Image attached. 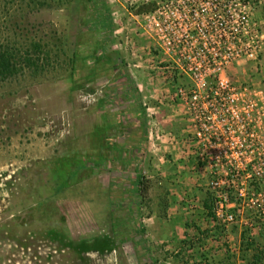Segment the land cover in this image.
<instances>
[{"label": "rangeland", "instance_id": "1", "mask_svg": "<svg viewBox=\"0 0 264 264\" xmlns=\"http://www.w3.org/2000/svg\"><path fill=\"white\" fill-rule=\"evenodd\" d=\"M249 1L264 28V0ZM114 9L49 0L14 19L51 63L0 85V264H252L264 215L238 207L235 222L214 221L184 105L165 98L190 80L165 72L154 41L124 9L114 22ZM263 53L230 79L264 89ZM73 164L84 169L68 180Z\"/></svg>", "mask_w": 264, "mask_h": 264}, {"label": "built area", "instance_id": "2", "mask_svg": "<svg viewBox=\"0 0 264 264\" xmlns=\"http://www.w3.org/2000/svg\"><path fill=\"white\" fill-rule=\"evenodd\" d=\"M154 41L166 65L190 80L166 90L189 123L194 167L213 191L212 215L236 220L235 209L264 215V89L236 85L228 71L264 52V28L249 0H106ZM153 9L138 12L143 6ZM164 72V71H163ZM171 83V82H170ZM234 196V199H232Z\"/></svg>", "mask_w": 264, "mask_h": 264}, {"label": "trees", "instance_id": "3", "mask_svg": "<svg viewBox=\"0 0 264 264\" xmlns=\"http://www.w3.org/2000/svg\"><path fill=\"white\" fill-rule=\"evenodd\" d=\"M48 2L49 0H0V85L12 82L28 71L35 74L45 71L46 67L50 66L51 60L49 51L46 49L47 43L41 39H32L29 37L28 25H18L14 21L17 13L25 14L21 17L26 18L28 15L41 11ZM152 9V5L143 6L138 9V12H146ZM17 29L27 36L26 44H19L20 34L16 31ZM70 58L73 62L76 56L72 54ZM82 169H84L83 164L81 166L74 164L69 166L68 180L74 178ZM139 189L141 195H147L149 186L141 180L139 181ZM205 208L210 211L209 214L212 213L209 204L205 203ZM107 244L108 241L105 246H111ZM69 245L75 246L79 250L82 249L84 252L99 251L96 248L86 247L87 241L85 240L75 243L69 239ZM109 249L112 248L109 247ZM254 257L252 264H264V253Z\"/></svg>", "mask_w": 264, "mask_h": 264}, {"label": "crops", "instance_id": "4", "mask_svg": "<svg viewBox=\"0 0 264 264\" xmlns=\"http://www.w3.org/2000/svg\"><path fill=\"white\" fill-rule=\"evenodd\" d=\"M264 54V53H263Z\"/></svg>", "mask_w": 264, "mask_h": 264}]
</instances>
